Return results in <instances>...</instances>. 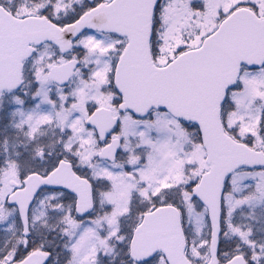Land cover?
Returning <instances> with one entry per match:
<instances>
[{
  "label": "snow or ice",
  "instance_id": "snow-or-ice-1",
  "mask_svg": "<svg viewBox=\"0 0 264 264\" xmlns=\"http://www.w3.org/2000/svg\"><path fill=\"white\" fill-rule=\"evenodd\" d=\"M0 264H264V0H0Z\"/></svg>",
  "mask_w": 264,
  "mask_h": 264
}]
</instances>
